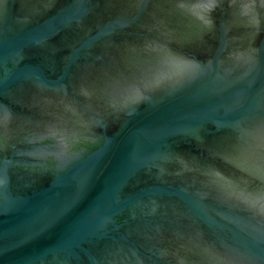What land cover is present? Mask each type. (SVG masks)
I'll use <instances>...</instances> for the list:
<instances>
[{
  "label": "water",
  "instance_id": "water-1",
  "mask_svg": "<svg viewBox=\"0 0 264 264\" xmlns=\"http://www.w3.org/2000/svg\"><path fill=\"white\" fill-rule=\"evenodd\" d=\"M0 264H264V0H0Z\"/></svg>",
  "mask_w": 264,
  "mask_h": 264
}]
</instances>
